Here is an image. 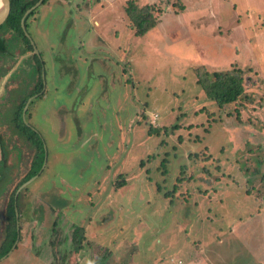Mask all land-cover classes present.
<instances>
[{
    "label": "rangeland",
    "instance_id": "obj_1",
    "mask_svg": "<svg viewBox=\"0 0 264 264\" xmlns=\"http://www.w3.org/2000/svg\"><path fill=\"white\" fill-rule=\"evenodd\" d=\"M127 1L49 0L33 16L48 90L23 120L44 139L46 164L22 187L20 237L0 264H53L55 222L65 264H90L104 248L107 264H264V0H164L143 35ZM200 65L244 69L242 113L206 97ZM28 69L7 84L21 79L22 97L35 82ZM2 107L8 124L13 109ZM15 144L0 245L35 150L25 137ZM74 226L86 229L79 252Z\"/></svg>",
    "mask_w": 264,
    "mask_h": 264
},
{
    "label": "trees",
    "instance_id": "obj_2",
    "mask_svg": "<svg viewBox=\"0 0 264 264\" xmlns=\"http://www.w3.org/2000/svg\"><path fill=\"white\" fill-rule=\"evenodd\" d=\"M11 1V11L7 20L0 26V50H7L8 44L4 41H17L22 40L25 42L21 49V52H26L32 49V44L28 36H26L25 31L22 27V20L24 19L26 27L29 26L30 18L36 13V10L32 11L25 17V13L28 9L33 7L38 0H10ZM48 0H44L46 3ZM164 0H159L156 2L159 6H155L154 3H143L138 5L134 0H128L127 6L125 8L126 15L130 22V27L134 29L137 35H143L154 29L157 24H159V14L164 12V7L162 3ZM164 4V3H163ZM175 7H179L177 2L174 3ZM182 8V5L180 6ZM178 11H176L177 13ZM9 33V37L2 36L3 33ZM38 62V85L35 91L30 94L25 95L22 98V104L25 105L29 96L36 92H40L43 87V79L41 77L42 63L36 54H34ZM197 83L202 87L206 97L210 100L215 101L219 109L227 110L233 107L237 109L238 113H242L243 105L245 102H251V96L246 91V78L244 69L238 66H232L231 68L225 70H208L204 65H200L194 68ZM44 94H39L38 99L42 98ZM248 102L246 104H248ZM234 105V106H232ZM25 106H21L18 111L17 116V127L21 129L23 135L30 140L36 147L37 153L34 158L35 163L32 171H30L25 179L26 181L32 176L38 174L41 170L44 160H45V148L44 139L35 130L24 122L22 118V112ZM204 109V108H203ZM202 109V110H203ZM30 115V112H29ZM28 115V116H29ZM156 132L158 128H153ZM22 182V183H23ZM20 185V184H19ZM18 185V186H19ZM16 190L11 194V199L9 202V207L7 211L8 224L6 231L4 233V239L0 245V258L9 253L12 249L15 241L20 237V227L18 221H20L21 210L19 207V199L22 196V190L16 197ZM17 202V203H16ZM15 204L18 207L15 208ZM17 213L19 218H17ZM57 227V222L54 223L53 233L57 238L51 242V247L53 250V257L55 262L53 264H65L66 255L61 252L60 246L64 242V238L61 237V231ZM85 226H74L70 232V246L75 252L82 250L83 243L85 242ZM103 252H100L97 256L90 259V264H107L108 259L111 256V250L109 248H104Z\"/></svg>",
    "mask_w": 264,
    "mask_h": 264
},
{
    "label": "flooded vegetation",
    "instance_id": "obj_3",
    "mask_svg": "<svg viewBox=\"0 0 264 264\" xmlns=\"http://www.w3.org/2000/svg\"><path fill=\"white\" fill-rule=\"evenodd\" d=\"M43 2H44V0L42 1V3L39 6H37L32 11L36 10V13H37L39 8L41 6H44L45 4L47 5L49 0L46 3H43ZM35 14L33 16H35ZM33 16L29 20V26L28 27H26L25 22H24V25L22 24V27L25 31V34H26V36H28L30 43L32 44V49L27 50L26 52L22 53L21 49L23 47V44H25V42L20 39V40L13 41V42L11 40L10 41H7V40L4 41L5 45H6V43L8 44V47H7L8 49L7 50L4 49L3 51L0 50V63H1V65H0V79H1V82H0V106H8V107H12V109H13V111L11 112L12 116L9 119L10 123L7 122L9 124L8 125V124H6L5 121H3V120H6L5 117H7V115L5 113L6 109H4L3 107L0 108V122L2 124V125L1 124L0 125L2 128L5 129L4 131L0 130V148H1L0 192L3 189H5V187L9 183H11V181L14 177L13 172H15L16 170L19 169V163L22 159L21 158V150L20 149L17 150L16 144H15V138H17V136L18 137H25L23 135V132L21 131V129L17 127L18 111L21 108V106H27L26 110L24 107L25 119L31 120L32 116H33L31 114L29 115L31 106L34 105L35 101L38 99L39 94H44L48 90L46 87V84L44 82V81H46V74H47L46 60L44 58L43 53L40 51L38 44L35 41V38L33 37L32 33L30 32L32 27L34 28V30H36L35 34H36V32L40 31L38 28H36L37 25H36V27H34V25H33V22H34ZM1 33H3L2 36H4V37L10 36L9 33H6V32H1ZM41 37H44V36H41ZM42 41L43 42L45 41L46 45H47V40L40 39V42H42ZM34 54H36L38 56V58L41 60V63H42L41 77L43 79V87H42V90L40 92H36L33 95L29 96L25 105H23L22 104V98L24 96L22 97L21 87H19V86H21V79L16 80V81H18V84H17V86L14 87V90H12V87L10 88L9 86L7 88V84L10 80L13 81L12 79H15L19 75V73H17V72H18L19 68L21 67V65H23L24 63L25 64L29 63L30 69H28L27 71L32 76V79L35 80V82L32 84L30 92L28 94H30L32 91L36 90L37 85H38L39 73H38V62H37ZM17 88L20 89L18 92H17ZM23 90H24V92L26 91L25 88H23ZM13 91H16V92H13ZM35 98H37V99H35ZM24 110H23L22 115H21L22 118H24ZM28 143L31 145V147L35 148V150H34V153L32 156L30 168L28 169V172L26 173L25 177L27 176V174L30 171H32L34 163H35L34 158H35L36 153H37V149H36L35 145L30 140H28ZM11 156H13V157H11ZM45 158H46V155H45ZM12 159H13V161H11ZM13 162H14L15 166L13 165ZM44 163H45V160H44ZM44 163H43L41 170L38 172V174L42 171V169H44V166H45ZM38 174H36L32 177H35ZM25 177L22 179V181L20 180L21 182L19 181L18 184L16 183V186H17V187H15V189L17 188L16 197L18 196L19 192L22 190V188L20 189V187L25 182H27L29 179L32 178L31 177L28 180L23 182ZM8 207H9V203H8ZM8 207L6 205L7 211H8ZM16 207H18L17 204H15V208ZM5 211H6V209H5ZM6 227H7V225H5V227H4V233L6 231Z\"/></svg>",
    "mask_w": 264,
    "mask_h": 264
},
{
    "label": "water",
    "instance_id": "obj_4",
    "mask_svg": "<svg viewBox=\"0 0 264 264\" xmlns=\"http://www.w3.org/2000/svg\"><path fill=\"white\" fill-rule=\"evenodd\" d=\"M43 0H39L33 7H31L30 9H28L25 13V17L26 15H28L33 9H35L37 6H39L42 3ZM11 11V1L10 0H0V25H2L8 18L9 14ZM22 24L24 25V19L22 20ZM29 102V101H28ZM27 109V106H25V110ZM25 110H24V118H25ZM0 159H1V148H0ZM45 163H46V158H45ZM44 163V165H45ZM36 177V176H35ZM35 177H32L31 179H29L27 182H25L21 187H24L26 184L30 183ZM17 218H19V214L17 213ZM18 225H19V221H18ZM18 239L15 241L12 249L14 248V246L16 245ZM12 249L9 251V253L12 251ZM8 253V254H9ZM8 254H6L5 256H3L2 258L6 257Z\"/></svg>",
    "mask_w": 264,
    "mask_h": 264
},
{
    "label": "built area",
    "instance_id": "obj_5",
    "mask_svg": "<svg viewBox=\"0 0 264 264\" xmlns=\"http://www.w3.org/2000/svg\"><path fill=\"white\" fill-rule=\"evenodd\" d=\"M155 118H152V122L155 123V121L157 120V115L154 116ZM182 262L179 261V264H181Z\"/></svg>",
    "mask_w": 264,
    "mask_h": 264
},
{
    "label": "crops",
    "instance_id": "obj_6",
    "mask_svg": "<svg viewBox=\"0 0 264 264\" xmlns=\"http://www.w3.org/2000/svg\"><path fill=\"white\" fill-rule=\"evenodd\" d=\"M46 71H47V69H46Z\"/></svg>",
    "mask_w": 264,
    "mask_h": 264
}]
</instances>
